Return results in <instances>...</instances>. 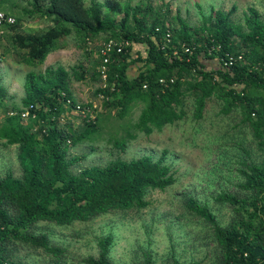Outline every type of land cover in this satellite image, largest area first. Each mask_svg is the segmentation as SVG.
I'll list each match as a JSON object with an SVG mask.
<instances>
[{
  "label": "trees",
  "instance_id": "trees-1",
  "mask_svg": "<svg viewBox=\"0 0 264 264\" xmlns=\"http://www.w3.org/2000/svg\"><path fill=\"white\" fill-rule=\"evenodd\" d=\"M6 1L0 0V5ZM146 1L133 5L109 0L104 6L93 0L88 6L86 0H31L32 9L25 13L51 19V27L39 34L25 33L23 18L13 15L15 24L1 28L0 37L10 33L21 62L32 70L25 76L22 107L7 111L0 127V142L17 147L22 171L19 177L0 176V264H23L20 248L66 264L68 250L39 231L42 223L71 227L110 213L139 212L150 206L151 193L165 192L177 181L166 152L159 159L152 155L117 158L87 168L80 165L86 156L70 155L71 147L95 135L103 121L99 111L95 119L71 112L77 103L71 85L87 77L100 84L97 97H109L103 100L106 110L119 108V118L142 103L134 127L148 136L182 122L201 123L213 105L221 107L219 116L234 122L228 123L226 132L248 129L249 145H237L241 150L240 158H235V189L223 190L214 198L231 211L230 222L221 225L209 204L191 195L185 196L184 207L190 219L208 226L217 264H264V18L250 7L244 23H237L236 7L214 9L193 27L180 15L173 17L169 5L156 8ZM74 34L87 51L89 43L102 35L106 42L127 41L131 46L113 55L105 83L98 71L101 58L90 71L83 65L35 69L52 52L65 48L59 41ZM135 44L145 45L146 55L137 53L133 59ZM184 47L192 48L193 55L185 53ZM95 48L99 54L100 45ZM227 54L242 59L226 66ZM139 63L143 66L131 78L130 66ZM64 92L73 102L66 109ZM7 97L0 76V113ZM30 105L39 106L33 112L37 118L23 119L21 112ZM13 111L18 115H10ZM115 146L124 151L127 143L117 141ZM113 244L112 236L100 238L98 256H88L80 264H115ZM140 264L156 261L148 253ZM170 264L185 263L174 258Z\"/></svg>",
  "mask_w": 264,
  "mask_h": 264
},
{
  "label": "rangeland",
  "instance_id": "rangeland-1",
  "mask_svg": "<svg viewBox=\"0 0 264 264\" xmlns=\"http://www.w3.org/2000/svg\"><path fill=\"white\" fill-rule=\"evenodd\" d=\"M92 1L86 0L87 5ZM95 1L105 6L109 0ZM117 1L136 5L143 0ZM150 1L156 8L169 5L173 17L180 15L193 27L200 26L203 18L209 16L214 9L230 11L236 7L233 19L237 23H244L250 7L259 10L264 18V0ZM6 2L1 4L2 9L16 18H23L21 30L25 33L39 34L53 25L49 18L28 16L25 13L26 10L32 9L31 0ZM104 42L105 36L102 35L98 40L89 43L87 51L81 47L76 35H71L58 42L65 48L52 52L45 63L35 69L44 72L49 67L63 66L71 69L83 65L89 71L93 70L94 66L99 65L95 47ZM135 45L140 52L147 50L145 45ZM89 51L92 54H89ZM134 66L139 67V64ZM30 70L31 66L21 62L20 53L12 43L10 33L5 32L0 37V76L8 90V97L2 104L0 127L7 111L22 107V99L25 96L23 84ZM137 71L136 68L135 72ZM81 82V85L77 86L78 92L83 95L80 97V103L98 104L102 109L100 116L103 117L95 135L70 149V155L86 156L80 163L81 167L105 166L117 158L131 160L144 155L159 159L166 152L167 162L173 165L172 171L177 181L165 192L151 193L148 197L150 206L145 210L110 213L71 227L42 223L39 231L48 234L53 242L68 250L66 264H80V261L88 256L97 257L98 241L107 236L114 238L111 256L115 264H140L148 253H151L156 264H170L174 258L185 264H217V251L208 233V226L188 217L184 198L191 195L198 201L209 204L221 225L225 226L230 222L231 211L217 204L214 198L223 190L235 189L238 170L235 158L240 156L241 150L237 145H249L252 137L248 129L226 132L228 123L234 122L219 116L221 107L213 105L206 112V120L201 123L182 122L177 127L167 126L162 132L148 136L134 127L141 114L142 103L134 104L124 118H119L118 107L106 110L97 97L99 83L91 77ZM75 84L77 82H73L72 87ZM188 112L191 118V108ZM65 118V115H61L62 125L66 123ZM129 134L133 135L134 139H130ZM122 140L127 143L124 151L115 146L117 141ZM3 143L0 142V176H21L17 147L7 148ZM18 257L23 264H55L49 257L25 248L19 249Z\"/></svg>",
  "mask_w": 264,
  "mask_h": 264
},
{
  "label": "built area",
  "instance_id": "built-area-1",
  "mask_svg": "<svg viewBox=\"0 0 264 264\" xmlns=\"http://www.w3.org/2000/svg\"><path fill=\"white\" fill-rule=\"evenodd\" d=\"M16 19L14 16L7 14L0 5V32L1 28L3 26H10L15 24ZM169 37V35H168ZM131 46L129 42L127 41H119V40H114L111 39L109 41H105L103 44L100 45L101 49H100V53L98 54V58L100 60V58L102 60L101 61V65L98 68V71L100 73V76L102 77L104 83L105 81L108 79V65L112 62V58L113 55L115 53L117 54H121L124 52V50ZM184 52L189 54V55H193L194 51L192 48L190 47H184L183 48ZM174 54H177V52H174ZM242 56L239 57H234L232 55L227 54L226 58L224 59L225 65L226 66H232L235 62H237L238 60H241ZM226 60V61H225ZM105 87V86H104ZM62 97H66V101L64 102V109L71 107V105L73 104L72 100L67 98L66 93H62ZM101 100V103H103V100H109V97H106L104 95H99L98 97ZM75 109H73L71 112L73 114H80L82 116H89L90 119H95L96 117V112L99 111L101 112V106L99 107L98 104L96 103H89V104H83L80 102H77L75 105ZM39 106H35V105H30L29 107H26L22 112H21V117L23 119L28 120L29 118H33L36 119L37 115L33 114V112L38 109ZM10 115H18V111H13L10 112ZM63 116V114H62ZM63 120V119H62Z\"/></svg>",
  "mask_w": 264,
  "mask_h": 264
},
{
  "label": "crops",
  "instance_id": "crops-1",
  "mask_svg": "<svg viewBox=\"0 0 264 264\" xmlns=\"http://www.w3.org/2000/svg\"><path fill=\"white\" fill-rule=\"evenodd\" d=\"M137 53H142L143 55H146V50H144V51H142L141 50V52H140V49L139 48H137V46L135 45L134 46V48H133V51H132V58L133 59H135V58H137ZM143 65L141 64V63H139V67H135L134 65H131L130 66V68H129V70H128V72H129V76L131 77V78H133V77H136V75H138V73H139V69L142 67ZM135 67V68H134ZM50 68V67H49ZM136 68H137V72H135L136 71ZM81 81H79V82H77V84H75V85H73V87H72V85H71V91H72V94H73V97L75 98V100H77V101H79V102H81V99H80V97H83V95L82 94H80L78 91V87L77 86H79V85H81Z\"/></svg>",
  "mask_w": 264,
  "mask_h": 264
},
{
  "label": "clouds",
  "instance_id": "clouds-1",
  "mask_svg": "<svg viewBox=\"0 0 264 264\" xmlns=\"http://www.w3.org/2000/svg\"><path fill=\"white\" fill-rule=\"evenodd\" d=\"M2 8V7H1ZM13 16V15H12ZM16 19V18H15ZM77 102H79V101H77Z\"/></svg>",
  "mask_w": 264,
  "mask_h": 264
}]
</instances>
